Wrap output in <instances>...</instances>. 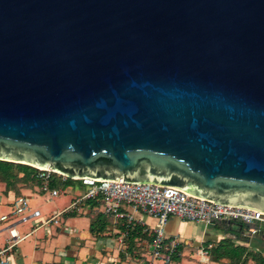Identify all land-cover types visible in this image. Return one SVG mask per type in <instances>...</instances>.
Returning <instances> with one entry per match:
<instances>
[{"label": "water", "instance_id": "water-1", "mask_svg": "<svg viewBox=\"0 0 264 264\" xmlns=\"http://www.w3.org/2000/svg\"><path fill=\"white\" fill-rule=\"evenodd\" d=\"M0 160L264 212V0H0Z\"/></svg>", "mask_w": 264, "mask_h": 264}, {"label": "crops", "instance_id": "crops-1", "mask_svg": "<svg viewBox=\"0 0 264 264\" xmlns=\"http://www.w3.org/2000/svg\"><path fill=\"white\" fill-rule=\"evenodd\" d=\"M39 181V186H21L19 188L18 195H16L13 191H9L7 193H5V191L4 193L1 191L0 206L2 208H9L10 203L14 197L23 195L26 198L27 196L29 197V199H27L33 209H38L40 211V209L38 208L39 205L37 204V198L40 196L47 197L48 195L40 191L41 180ZM70 183L71 185H73L72 187H77V185H79L81 189H84V186L79 183ZM50 186L52 188L59 187V182L57 181V179L54 178L50 182ZM75 192V190H72V193L70 195L71 198L62 199L66 200V203L60 202V197L57 199L58 203L55 202V206L53 209H46L43 214L40 211L42 217H48L54 212L67 207L71 203L70 200L76 196L77 193ZM63 193L64 190L61 186L60 194ZM50 198L52 199V197ZM50 198H48L47 200L51 201ZM83 204L84 203H81L79 209L74 211L73 213H68L60 217L58 224H50L34 230V227L36 226V223L34 221L35 219L16 223L14 225V229L18 232L19 235H26V237L18 245L14 246L6 253V256H8V263L145 264L148 242L144 239L149 236V234L144 232L143 226L140 224V222L145 223L144 227H152L155 225V220L153 218L143 214H136V221L133 224L132 229H130L129 233L136 228H141V232L145 234V238L140 240V237H135L133 240H128L129 233L127 235H124L125 223L122 220L115 221L113 218L106 216L101 212V205L100 207H91L88 206V204L83 206ZM4 214L5 213H2L1 215ZM99 214L104 216L106 226L102 231L94 230L92 232L90 229V224L92 221L94 222L96 220ZM61 218L63 219V221H61ZM187 223L190 224L191 228H194L196 226L193 224L200 225V223L189 222L172 217L169 219L166 228L168 239L177 237L180 241V249H178L180 255L178 257L176 256L175 258L177 264H230L227 259L213 261L210 257V253L209 256H205L206 259L202 262L200 258L201 255L198 252L200 247H202L203 242L206 243L207 246H209L211 245V241H215L216 238H221V234L218 231L214 230L218 227L216 225L221 222L210 225L214 231V234H210L208 238H206L208 234L203 230L201 231V234L194 233L191 228L184 232L183 227ZM9 224V221H0V249L4 248L10 239L9 228L7 227ZM203 227L208 226L203 225ZM256 227L258 229L256 233L247 232L246 227L242 228L245 229V232L243 233L245 235H261L263 242L260 241L257 243L254 239H247L246 241L242 240L241 242H243V244L240 245H244L248 249L250 248L264 255V231H261L259 229L260 224H256ZM191 237L194 241L193 244L190 240ZM187 240H189L188 244L198 246L195 247L197 248L196 251L195 249H193V247H183V244H187ZM181 249L188 250L182 251ZM252 263L253 262L249 259L248 264Z\"/></svg>", "mask_w": 264, "mask_h": 264}, {"label": "built area", "instance_id": "built-area-1", "mask_svg": "<svg viewBox=\"0 0 264 264\" xmlns=\"http://www.w3.org/2000/svg\"><path fill=\"white\" fill-rule=\"evenodd\" d=\"M37 178L41 180L40 191L49 197H56L61 193V184L67 181L66 176L48 169H37ZM57 179L59 187L52 188L50 182ZM72 180V179H71ZM81 181L87 186L85 192L72 201L67 207L43 218L38 209L30 206L28 199L19 195L10 203L11 211L0 216V221H9L10 239L4 248L0 249V264H9L6 253L18 245L26 235H19L14 229L18 222L35 219L37 228L50 224H58L60 217L73 213L79 209L84 200L101 197L102 212L115 221H123L125 224L124 235H127L136 221V214H143L155 220L152 227H144L149 234L147 257L145 264H177L176 256L179 239L167 237V224L170 218L200 223L204 226L227 220L242 223L247 232L256 233V224H264V212L244 208L241 206L222 204L215 201L193 195L184 190L156 184L129 183L125 181H96L91 179L74 180ZM201 261L206 259L207 249L200 247L198 250Z\"/></svg>", "mask_w": 264, "mask_h": 264}, {"label": "trees", "instance_id": "trees-1", "mask_svg": "<svg viewBox=\"0 0 264 264\" xmlns=\"http://www.w3.org/2000/svg\"><path fill=\"white\" fill-rule=\"evenodd\" d=\"M0 182L4 184L5 193L13 191L16 195L19 194V188L21 186H39L40 184V181L37 178L36 168L2 160H0ZM67 182L81 183V181H74L71 179H67ZM82 203H84L83 206L88 204V206L91 207H100L101 197L99 196L94 199H87ZM105 222L104 216L99 214L96 220L94 222L92 221L90 224L91 231L104 230L106 226ZM238 224L242 225V223ZM135 237H140V240L145 238V234L141 232V228L132 230L128 235V240H133ZM144 240L149 242V236H147ZM178 249H180V246H178ZM210 257L213 261L227 259L230 264H248L249 259L253 262L252 264H264V255H262V253L256 252L250 248L248 249L244 245L235 244L233 239L230 237L222 238L213 247H211Z\"/></svg>", "mask_w": 264, "mask_h": 264}, {"label": "rangeland", "instance_id": "rangeland-1", "mask_svg": "<svg viewBox=\"0 0 264 264\" xmlns=\"http://www.w3.org/2000/svg\"><path fill=\"white\" fill-rule=\"evenodd\" d=\"M79 184H81L80 182H78ZM63 190H64V193L63 194H60L58 195L57 197H52V199L50 197H46V196H40L37 198V204L39 205L38 208L40 209V211L42 212V214L46 211V209H53L54 206H55V202H57V199L61 197V199L59 200L60 202H63V203H66V200H62V199H69L71 198V193H72V190H75L77 193L76 196L79 197L81 196L85 190L87 189V186L84 185V189H81V187L79 185H77V187H72L73 185H71L70 182H66V183H63L61 184ZM80 187V188H79ZM3 192L4 193V184L2 182H0V192ZM73 197L70 202L74 201L77 197ZM27 198L29 199V197L27 196ZM50 198L51 201H48L47 199ZM58 203V202H57ZM11 211V206H9V208H5V207H1L0 206V215L2 213H9ZM102 212V210H101ZM103 213V212H102ZM61 221H63V219L61 218ZM193 225H196L194 228H191L190 227V224H185V226L183 227V231H187L191 228V230L196 233V234H201V231L203 230L204 232H206L208 235L206 236V238L209 237L210 234H214V231L212 229L211 226H208V227H203V225H197V224H193ZM26 226V225H24ZM216 226H218L217 228H215L214 230L215 231H218L220 234H221V238H216L215 241H211V245L207 246L206 243L203 242V245L202 247L206 248L207 249V255L209 256V253H210V249L211 247H213L217 242L218 240L224 238V237H230L231 239L234 240V242L236 244H243V242H241L242 240L246 241L247 239H254L255 242H263L262 241V238H261V235H258V236H254V235H251V234H244L243 232H245L244 230L245 229H240L239 227H231L230 229V226L229 225H226L225 223H218ZM21 229V228H19ZM261 231H264V224H260V228H259ZM23 231V230H22ZM247 231V230H246ZM174 232V231H173ZM213 232V233H212ZM212 236V235H211ZM193 238L191 237V243L193 244L194 241L192 240ZM189 243V240H187V244H183V247H193V249H196L195 247H198V246H195V245H192V244H188ZM191 245V246H190ZM207 246V247H206ZM182 251H185V250H188V249H181ZM191 250V249H190Z\"/></svg>", "mask_w": 264, "mask_h": 264}, {"label": "flooded vegetation", "instance_id": "flooded-vegetation-1", "mask_svg": "<svg viewBox=\"0 0 264 264\" xmlns=\"http://www.w3.org/2000/svg\"><path fill=\"white\" fill-rule=\"evenodd\" d=\"M234 227V226H233ZM243 228V227H242ZM230 229H231V227H230Z\"/></svg>", "mask_w": 264, "mask_h": 264}]
</instances>
